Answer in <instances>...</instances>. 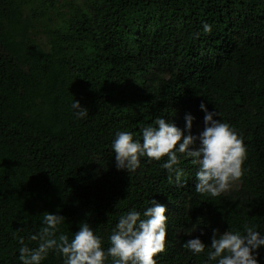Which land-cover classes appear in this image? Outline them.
<instances>
[{
  "label": "trees",
  "instance_id": "16d2710c",
  "mask_svg": "<svg viewBox=\"0 0 264 264\" xmlns=\"http://www.w3.org/2000/svg\"><path fill=\"white\" fill-rule=\"evenodd\" d=\"M202 101L246 148L227 191L196 192L191 158L179 183L166 157L116 168L117 131L135 139L163 116L187 134L191 114L198 134ZM152 199L168 215L156 264H205L207 246L194 255L182 244L209 245L213 229L264 233V0H0V264H22L18 237L35 247L45 211L65 217L70 238L88 222L107 249L119 216ZM41 264L63 259L49 251Z\"/></svg>",
  "mask_w": 264,
  "mask_h": 264
},
{
  "label": "clouds",
  "instance_id": "9594fccd",
  "mask_svg": "<svg viewBox=\"0 0 264 264\" xmlns=\"http://www.w3.org/2000/svg\"><path fill=\"white\" fill-rule=\"evenodd\" d=\"M199 107L204 112L203 128L195 135L191 133L195 119L191 114L185 116L187 134L163 116L143 125L135 139L132 132L117 131L111 143L116 168L130 174L141 166L142 157H148L149 162L166 157L161 167L174 174L179 183L183 175L181 159L191 158V163L197 166L196 192L215 197L227 191L246 170L242 168L246 148L234 129L216 118L220 117L219 111L209 110L203 101ZM70 108L75 118L89 115V109L77 99L71 101ZM165 213L166 206L152 199L143 212L131 209L120 215L107 237L109 246L105 249L102 238L88 222L80 223L70 238L60 230L65 217L45 211L39 230L29 235L36 242L35 247H29L24 237H18V259L22 264H41L49 251H55L63 264H105L108 257L112 258V264H156L154 254L164 250L167 236ZM257 227L245 223L243 232L228 228L221 233L213 229L209 245L195 237L184 241L182 247L195 255L203 253L207 246L205 264H259L258 250L264 246V233Z\"/></svg>",
  "mask_w": 264,
  "mask_h": 264
}]
</instances>
